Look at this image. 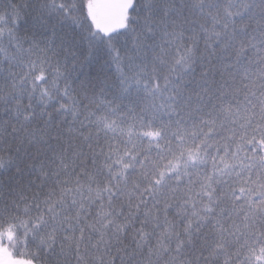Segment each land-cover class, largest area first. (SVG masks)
Returning a JSON list of instances; mask_svg holds the SVG:
<instances>
[{
    "label": "snow or ice",
    "instance_id": "1",
    "mask_svg": "<svg viewBox=\"0 0 264 264\" xmlns=\"http://www.w3.org/2000/svg\"><path fill=\"white\" fill-rule=\"evenodd\" d=\"M0 56V264H264V0H0Z\"/></svg>",
    "mask_w": 264,
    "mask_h": 264
},
{
    "label": "trees",
    "instance_id": "2",
    "mask_svg": "<svg viewBox=\"0 0 264 264\" xmlns=\"http://www.w3.org/2000/svg\"><path fill=\"white\" fill-rule=\"evenodd\" d=\"M2 61H3V57L0 56V62H2ZM0 66H2V65H0ZM69 84H71V79L69 80ZM3 85H4V82L2 80H0V87H3ZM4 155L7 156V154H4ZM210 170H211V162H209V164L206 166H202V168H201V171H210ZM2 171L3 170L0 169V172H2ZM13 171H15V169H13Z\"/></svg>",
    "mask_w": 264,
    "mask_h": 264
}]
</instances>
